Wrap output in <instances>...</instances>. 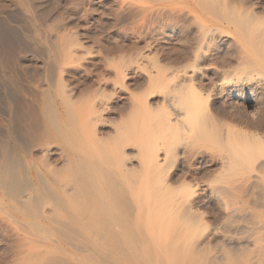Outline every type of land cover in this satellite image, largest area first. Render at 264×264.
Wrapping results in <instances>:
<instances>
[{
	"label": "bare ground",
	"instance_id": "6f19581e",
	"mask_svg": "<svg viewBox=\"0 0 264 264\" xmlns=\"http://www.w3.org/2000/svg\"><path fill=\"white\" fill-rule=\"evenodd\" d=\"M196 1L209 20L194 16L196 38L183 64L158 67L148 46L99 83L130 102L116 125L104 118L111 97L100 88L79 100L60 84L36 89L22 111L0 75V224L13 227L21 248L38 247L30 264L53 248L68 259L94 234L130 241L133 222L176 225L187 250L213 239L263 250L264 123L250 131L212 111L248 94L264 106V15L234 0ZM80 50L68 46L64 59ZM133 70L146 79L139 97L124 84ZM99 127L112 134L103 137ZM203 158L215 175L193 186L187 172L171 181L173 165ZM198 193L219 213L210 228ZM223 251L216 256L227 257Z\"/></svg>",
	"mask_w": 264,
	"mask_h": 264
},
{
	"label": "rangeland",
	"instance_id": "374dc122",
	"mask_svg": "<svg viewBox=\"0 0 264 264\" xmlns=\"http://www.w3.org/2000/svg\"><path fill=\"white\" fill-rule=\"evenodd\" d=\"M234 1L264 15V0ZM199 11L196 0H0V75L22 111L34 103L36 89L58 84L72 100H79L100 88L101 80H111L114 68L133 62L148 46L147 55L158 67L183 64L196 38L194 16L209 20L207 16L200 18ZM74 44L81 50L65 60L63 52ZM141 71H131L124 81L138 97L146 86ZM100 89L111 97V110L104 118L116 125L126 116L130 102L119 93L112 94L110 87ZM256 97L248 94L232 99L212 113L234 126L256 131L264 123V106L255 102ZM98 132L103 137L112 134V130L101 127ZM49 162L57 164L54 157ZM187 168L173 165L171 181H178L187 172L185 182L193 186L195 181L215 175L207 158L191 162ZM198 194L201 222L210 228L219 213L212 202ZM143 224L133 222L130 241L94 234L68 259L62 257L65 252H55V248L47 250L55 254L39 259L41 264H264V248L236 249L213 239L204 248L187 250L181 240L178 243L176 225ZM21 244L12 226L0 224V264H30L38 247L27 250ZM220 251L232 261L216 256Z\"/></svg>",
	"mask_w": 264,
	"mask_h": 264
}]
</instances>
